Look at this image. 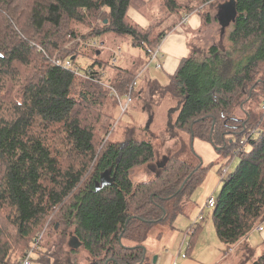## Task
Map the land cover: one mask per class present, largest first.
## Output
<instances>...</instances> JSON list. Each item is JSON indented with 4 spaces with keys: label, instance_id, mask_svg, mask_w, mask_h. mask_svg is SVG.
I'll list each match as a JSON object with an SVG mask.
<instances>
[{
    "label": "trees",
    "instance_id": "16d2710c",
    "mask_svg": "<svg viewBox=\"0 0 264 264\" xmlns=\"http://www.w3.org/2000/svg\"><path fill=\"white\" fill-rule=\"evenodd\" d=\"M159 1L165 20L181 21L228 0ZM147 4L143 0H0V93L8 80L17 87L12 97L11 89L6 90L11 98L7 105L0 101V264H18L33 236L52 219L63 226L54 230L53 264H152L144 253L152 229L161 225L174 230L186 200L204 181L203 164L198 160L192 165L179 159L180 154L168 153L164 167L157 169L154 147L135 139L131 130L125 132L123 142L111 140L114 116L96 110L106 97L118 103L113 91L118 98L132 96L134 67L119 69L111 80L101 77L104 68L94 63L84 71L89 70L96 83L54 66L39 51L76 59L77 41L71 50L62 48L65 37L77 38L71 28L75 23L88 29L83 40L105 33L128 36L147 59L148 51L172 30L169 27L154 37L161 20L147 29L129 20V8L143 11ZM234 12L225 27V43L192 47L167 86L149 82L147 89L151 95L171 93L179 101L174 119L170 116V131L155 137L161 144L180 142L181 135L189 142L193 138L218 146L225 155L238 151L239 162L223 177L210 209L223 254L264 222V110L260 107L264 0H234ZM202 23H212L209 13ZM21 68L26 71L18 78ZM95 113L106 123L100 140L94 129ZM231 135L237 139L232 141ZM95 143L101 145L99 153ZM144 165L154 169L153 178L134 183L133 169ZM107 169L116 170L115 181L96 191L100 173ZM198 228L186 252L193 247ZM69 234L76 237L79 248L67 246ZM156 235L161 237V231ZM23 243L24 248L14 249V244ZM251 264H264V252Z\"/></svg>",
    "mask_w": 264,
    "mask_h": 264
},
{
    "label": "rangeland",
    "instance_id": "374dc122",
    "mask_svg": "<svg viewBox=\"0 0 264 264\" xmlns=\"http://www.w3.org/2000/svg\"><path fill=\"white\" fill-rule=\"evenodd\" d=\"M143 11H145L146 15H149L152 12L158 14V19L154 20L153 23L161 20V23L157 25L156 30L153 33L154 37L168 26V22L165 20L166 17L163 16L164 14L162 13L159 0H156L155 3H153L152 1V3L147 4V7ZM216 11V7L209 6H206L205 8H203V10L201 9L200 15L203 17L204 14L209 13L212 18V23L210 25H205L202 27L201 32L193 40L191 44L192 47H201L203 49H207V47L212 44L221 43V40L222 43H225L228 27L225 29V26L223 27L218 22L214 21ZM103 17L107 18V15L104 14ZM71 28L74 30L77 38L75 39L72 36L71 38L70 36L65 37L66 42L64 43L62 48L71 50L74 48V44H76V41L77 44H80L78 48V55L76 59L74 58L75 60H72L73 66L77 67L83 72L85 69H89L88 67L92 64L97 63L96 65H98V63H100L104 68L105 78L109 77L111 80H115L119 69L124 67L130 66L131 69L134 67L135 75L137 72V79H135L136 86L134 87V92L132 93V101L125 111L122 112L118 100V103H115L111 97L104 98V95V97H102L104 98L103 103L101 101L102 98L98 100L101 101V104L96 111H101L102 114L105 115L114 116L111 140L121 143L124 141L125 132L131 130L134 132L135 139L148 141L152 144L158 155L157 161H161L164 156L168 155V153H170V155L180 154L179 159L181 157V160L189 161L192 165L197 164V161L199 160L207 169V174L204 181L194 191L191 197L186 200L185 206L182 210V214H180L179 218H177V222L175 221L177 227L179 225L181 229L187 223H189L190 225L192 219L197 214V210L195 208L196 205L199 204L200 206V203H204V201H206L210 194H212L214 198H216L219 194V191L225 179L223 178L222 180V178H220V172L223 171V168H229L230 172L233 171L235 166L239 162V158L234 155H230L229 152H227V154L225 155L223 152L217 149L218 146L215 147L209 142L200 140H192L189 142V140L183 138L179 134L178 135L180 137V142H173L172 145L171 141L161 144L160 139H155V137H159L162 133L163 137H165L164 134H168V131H170V116L173 115L174 119L176 114L175 112L177 111V108L179 106V101L178 98H176L171 93L162 94L161 92H158L154 95H151L148 92L147 89L149 82L142 83L143 78L142 76H139L140 74L138 75V70L140 68H146L149 66V64L147 65V59L144 50L141 47L133 46L131 38L128 36L119 37L112 33H105L97 37H91L83 40V37L86 36L88 29L85 26L75 23L71 24ZM97 51H100V53H97ZM73 53L74 52H72V54ZM23 71H26V68H21L19 70L21 74L20 76H18V78L23 77ZM76 77H78L79 80L85 78L83 73H81V75H76ZM140 85L141 93L140 96H138L137 93ZM158 85L160 86V88H163L168 84L163 85L159 82ZM4 87L6 88L5 91L3 90L0 93V101L7 105V102H10L11 98H7L6 90L8 88L11 89L12 97V94L14 96L16 95L17 87L14 81L9 80L6 82V85H4ZM120 100L122 103H125V95H121ZM262 104L260 105V107L262 106ZM95 116L98 117L97 122L95 123V121H93L92 123L96 124L94 129L97 139L100 140V138L102 137L101 127L106 123H103L104 119L102 118V116H98L96 113ZM231 137L232 141H235L237 139V135H231ZM181 139L183 140L184 144L181 143ZM95 149L96 152L99 153L101 150V145L95 143ZM167 149L169 150V152ZM246 150L248 151V148H246ZM153 175V170L151 168H147L146 165H144L133 169L132 180L134 183H138L141 181L150 180L151 178H153ZM205 215L206 216L204 221L198 222L196 226L200 227L202 225L201 227L203 228L205 224L204 222L206 221L207 224H209V228L207 230L211 232L213 236H215V240H218L212 226L210 209H205ZM56 224L58 225V228H63V226H59L57 221L52 219V221L43 226L40 232L36 233L33 236L32 241L29 242L31 243V246L33 245V243L38 242L39 247L38 250H35V254L32 258V264H41L40 262H43V264L44 262L46 264L54 263V258L57 251L56 234L54 233L56 231V229H54ZM263 224L264 223H261V226H263ZM166 228V226L163 227L160 225V231L162 233L161 236H163L166 231L169 230H167ZM174 229H176V227H174ZM177 230H174L175 232L173 233V237L171 235H165V238L163 237L161 241H159V238L154 237V235L158 234L159 232V230L157 229V225H155L154 229H152L149 235L148 241L145 242L146 261L148 260V262L152 263V258L155 255L151 254L156 252V249L161 243L162 248L160 252L164 251L166 248L168 249L169 246L172 245H170V243L174 240L175 237L177 238L178 236ZM248 238L249 240L247 242H250L249 244L252 247H255V249H253L254 252L251 253L245 244L237 246L240 243L239 242L237 245H235V247H237V250L232 254H227L225 256L227 257L225 259L226 261L223 264H251L254 259L258 258L264 252V247L262 244L263 236L261 232L254 229L250 232V237ZM21 248H24V243L21 245L14 244L15 250ZM20 252L22 253L24 251L22 250ZM183 253L185 252L183 251ZM21 255L19 256V258L21 257ZM228 261H230L231 263Z\"/></svg>",
    "mask_w": 264,
    "mask_h": 264
},
{
    "label": "crops",
    "instance_id": "0c3cea01",
    "mask_svg": "<svg viewBox=\"0 0 264 264\" xmlns=\"http://www.w3.org/2000/svg\"><path fill=\"white\" fill-rule=\"evenodd\" d=\"M143 1L150 4L152 3V1L153 3H155L156 0H143ZM200 13L201 12H196V13H191L190 15H185L187 16V19L184 21H180V20L177 21L176 19H170V18L166 20L168 22V26L163 31L167 30L169 27L172 28V30L164 35L162 41L158 46V63H160L161 66L160 68H156L155 66L156 63L154 62V63H149V66L146 68L145 67L140 68L138 70L139 72L138 75L140 74L139 76H142L143 78L142 83L160 82L163 85L169 83L170 78L175 74L180 62L183 59H186L190 56V51L192 48L191 44L202 30L203 23ZM157 15L158 14L155 12L146 15L145 12L138 11L134 8H129L127 11V17L129 18V20L132 23L136 24L141 29H147L150 26L151 22L158 19ZM138 89L139 91L141 90V85L139 86ZM211 195L212 194H210L209 196ZM200 204H201L200 206L198 204L195 207L197 210L196 213L198 212L199 208L205 204V201L204 203H200ZM205 216L206 215L204 211V217ZM177 218H179V216ZM177 218L175 220L176 222L178 220ZM204 223L205 224L203 228L201 227L202 226L201 225L196 230V234L194 235V240H193L194 241L193 247L188 252H186L188 247L184 244L182 246V240L185 232L189 228L188 227L189 223H187L181 229V227H179V225L177 227V224H175L174 222L173 226L176 227V229L174 230L179 229L177 230L178 236L177 238L175 237L176 239L174 238V240L170 243V245L171 244L172 245L169 246L168 249L166 248L164 251L160 252L162 248V243H161L156 249V252L151 254V255L154 254L156 256L155 264H223L226 261L225 259L227 257L225 256L227 254H223L222 244L220 243L219 240H215L216 239L214 238L215 236H213L211 232L207 230L209 228V224H207L206 221ZM262 228L263 229L260 232L262 233L263 242H264V224ZM166 229L169 230L168 231L164 230L166 231V233L163 236L159 237V241H161L163 237L165 238V235L168 236L171 235L173 237V233L175 231L170 228H166ZM158 230L160 232V228ZM156 236L157 235L155 234L154 237ZM248 237H250V234L242 241H240V243L237 246L241 244H245L247 248H249L252 252H254L253 249H255V247H252L249 244L250 242H247L249 240ZM189 238L191 239V236L188 237V241L190 242ZM236 250L237 247L235 246L232 247V249H230L231 252L228 253V255L232 254ZM183 251L185 253H183ZM182 255H185V257H182Z\"/></svg>",
    "mask_w": 264,
    "mask_h": 264
},
{
    "label": "built area",
    "instance_id": "2783aa9c",
    "mask_svg": "<svg viewBox=\"0 0 264 264\" xmlns=\"http://www.w3.org/2000/svg\"><path fill=\"white\" fill-rule=\"evenodd\" d=\"M187 19V16H184L182 18L181 21H184ZM39 51H41L44 55V57L50 62L52 63L54 66L61 68L63 70H67L70 71L72 73H74L75 75H81V73L84 74V77L87 78L88 80H91L93 82L99 83L98 80H96L94 78V75L92 76L90 74L89 70L86 71H81L80 69H78L77 67L73 66L72 64V60L69 58H60L57 56H53V57H49L42 49L39 48ZM148 57H147V63H156L155 66L156 68H160L161 64L158 63V47L153 50V51H148ZM104 73L101 74V77H104ZM136 86V82H133L130 87L129 90H133L134 87ZM114 96L117 98L118 102H119V106L121 107L122 112L125 111L128 108V105L130 104V102L132 101V96L128 93L125 96V103H122L120 98H118V96L116 95V93L113 91ZM262 109L264 110V103L262 104ZM253 134H250L248 136L247 139H244V142H246L248 139H251V137H253ZM238 153V151H234L233 155L236 156ZM229 171V168H223L222 171V176L220 178L225 177L226 173ZM215 205V199L211 196H209L206 201L205 204L203 206H201L197 212V214L194 216V218L192 219L189 228L187 229V231L184 234L183 240H182V246L183 244L186 245L188 247V237L192 236V234L195 231L196 225L198 222L204 221L205 217H204V211L205 209H212ZM254 229H256L257 231H262V226L258 225L257 227H255ZM38 250V242L33 243V245L25 252L22 260L18 263V264H31L32 263V258L35 254V250ZM182 257H185V255H182Z\"/></svg>",
    "mask_w": 264,
    "mask_h": 264
},
{
    "label": "water",
    "instance_id": "95a60500",
    "mask_svg": "<svg viewBox=\"0 0 264 264\" xmlns=\"http://www.w3.org/2000/svg\"><path fill=\"white\" fill-rule=\"evenodd\" d=\"M234 15H235L234 0H228V1H225L222 4H219L217 6V14L215 16V19L217 20V22L221 26L226 27L231 22ZM104 23H107V20H105ZM71 60H74V57H72ZM212 126H213V124H212ZM192 140H193V138H192ZM217 149H219V148L217 147ZM117 162H118V160L116 161V163ZM166 162H167V157L165 156L163 158V161L156 165L157 169H162ZM115 175H116V170L111 171V169H107V170L103 171L99 176V180L95 184L96 191H99L105 187L111 186L115 181ZM57 227H58V225L56 224L55 229H57ZM67 246L71 249H77L80 247V243L78 242L76 237L72 236V234H69V237L67 240ZM145 252H146V250L144 249V253ZM155 262H156V256L153 257L152 264H155Z\"/></svg>",
    "mask_w": 264,
    "mask_h": 264
},
{
    "label": "flooded vegetation",
    "instance_id": "af4514ba",
    "mask_svg": "<svg viewBox=\"0 0 264 264\" xmlns=\"http://www.w3.org/2000/svg\"><path fill=\"white\" fill-rule=\"evenodd\" d=\"M164 157H165V156H164ZM164 157H163V158H164ZM163 158H162L161 161H157L155 165H157L158 163H161V162L163 161ZM156 168H157V166H156ZM151 169H152V168H151ZM152 170H153V172H154V169H152ZM101 173H102V172H101ZM101 173H100V174H101ZM98 180H99V179H98Z\"/></svg>",
    "mask_w": 264,
    "mask_h": 264
}]
</instances>
